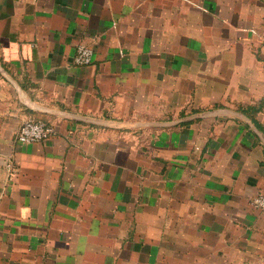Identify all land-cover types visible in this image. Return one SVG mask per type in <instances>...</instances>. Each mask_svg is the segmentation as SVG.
I'll use <instances>...</instances> for the list:
<instances>
[{
	"label": "crops",
	"instance_id": "obj_1",
	"mask_svg": "<svg viewBox=\"0 0 264 264\" xmlns=\"http://www.w3.org/2000/svg\"><path fill=\"white\" fill-rule=\"evenodd\" d=\"M260 191L264 0H0V264H264Z\"/></svg>",
	"mask_w": 264,
	"mask_h": 264
},
{
	"label": "built area",
	"instance_id": "obj_2",
	"mask_svg": "<svg viewBox=\"0 0 264 264\" xmlns=\"http://www.w3.org/2000/svg\"><path fill=\"white\" fill-rule=\"evenodd\" d=\"M93 59V47L81 43L77 46L74 62L79 65L89 64ZM57 127L50 122L29 118L25 120L16 136V140L22 143L44 140L55 135ZM252 205L264 215V191L255 194L251 199Z\"/></svg>",
	"mask_w": 264,
	"mask_h": 264
}]
</instances>
